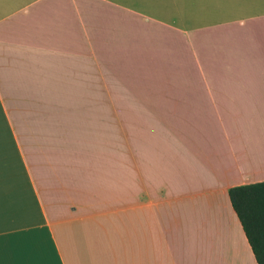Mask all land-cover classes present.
<instances>
[{"label": "crops", "instance_id": "obj_1", "mask_svg": "<svg viewBox=\"0 0 264 264\" xmlns=\"http://www.w3.org/2000/svg\"><path fill=\"white\" fill-rule=\"evenodd\" d=\"M263 180L264 0H0V264H257Z\"/></svg>", "mask_w": 264, "mask_h": 264}, {"label": "trees", "instance_id": "obj_2", "mask_svg": "<svg viewBox=\"0 0 264 264\" xmlns=\"http://www.w3.org/2000/svg\"><path fill=\"white\" fill-rule=\"evenodd\" d=\"M229 197L257 264H264V180L232 187Z\"/></svg>", "mask_w": 264, "mask_h": 264}]
</instances>
